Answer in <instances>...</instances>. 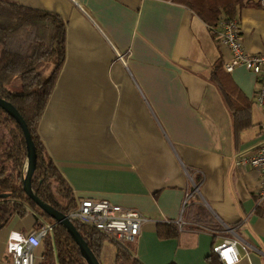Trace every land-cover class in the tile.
Wrapping results in <instances>:
<instances>
[{"label": "crops", "instance_id": "crops-1", "mask_svg": "<svg viewBox=\"0 0 264 264\" xmlns=\"http://www.w3.org/2000/svg\"><path fill=\"white\" fill-rule=\"evenodd\" d=\"M9 1L66 21L65 60L38 134L73 191V209L89 198L141 212L140 232L127 243L140 264H224L213 246L225 238L239 240L231 264H264L260 178L236 165L264 140V123L255 138L236 129L211 77L230 52L209 26L171 0ZM247 1L236 15L241 39L261 53L264 10ZM228 74L249 103L246 128L253 126L256 75L242 65ZM42 220L29 209L0 228V264H13L9 232H32ZM105 236L98 259L118 264L117 242ZM43 251L41 241L33 264Z\"/></svg>", "mask_w": 264, "mask_h": 264}, {"label": "trees", "instance_id": "trees-1", "mask_svg": "<svg viewBox=\"0 0 264 264\" xmlns=\"http://www.w3.org/2000/svg\"><path fill=\"white\" fill-rule=\"evenodd\" d=\"M184 5L208 26H217L223 17L234 18L247 0H171ZM0 97L10 101L23 116L36 146L37 162L32 187L45 202L68 214L76 206V198L54 160L47 154L38 134V124L54 89L65 60L66 21L55 12L32 8L9 0H0ZM51 64L49 73L41 68ZM20 77L21 88L10 90L7 84ZM235 116L236 129L249 126L241 116L250 106L242 91L233 83L222 62L211 74ZM26 144L17 122L0 107V228L14 216L29 209L43 218L54 220L41 210L23 190ZM90 249L97 256L105 234L77 220H72ZM40 264H87L66 230L55 224L52 235L42 239ZM117 242L118 264H140L127 243Z\"/></svg>", "mask_w": 264, "mask_h": 264}, {"label": "built area", "instance_id": "built-area-1", "mask_svg": "<svg viewBox=\"0 0 264 264\" xmlns=\"http://www.w3.org/2000/svg\"><path fill=\"white\" fill-rule=\"evenodd\" d=\"M264 10V0H253ZM218 42L228 48L230 59L224 62L226 71L242 65L256 75L257 89L254 102L264 109V52L251 53L246 50L241 39L239 18L223 17L217 26H209ZM264 127V124H262ZM236 165L249 166L258 173L259 187L256 201L264 200V140L249 152L240 154ZM71 220H77L87 226L102 231L116 241L129 243L139 234L144 216L134 208L113 204L106 199H83L79 205L68 213ZM55 223L46 222L36 230L28 233L11 230L7 236L5 249L11 256L13 264H33L34 249L42 239L53 232ZM237 238H225L220 244L213 246L224 264L237 260Z\"/></svg>", "mask_w": 264, "mask_h": 264}, {"label": "water", "instance_id": "water-1", "mask_svg": "<svg viewBox=\"0 0 264 264\" xmlns=\"http://www.w3.org/2000/svg\"><path fill=\"white\" fill-rule=\"evenodd\" d=\"M0 107L5 110L16 122L19 124L25 144H26V160H25V172L22 179L23 190L26 195L49 217H51L58 225H61L66 232L71 236L76 245L79 248L81 256L84 258L87 264H101L99 259L93 253L88 246L81 233L78 231L73 221L67 214L61 212L53 205L43 201L33 190L32 187V175L36 168L37 152L34 141L31 137L27 124L17 110V108L8 100L0 97Z\"/></svg>", "mask_w": 264, "mask_h": 264}, {"label": "rangeland", "instance_id": "rangeland-1", "mask_svg": "<svg viewBox=\"0 0 264 264\" xmlns=\"http://www.w3.org/2000/svg\"><path fill=\"white\" fill-rule=\"evenodd\" d=\"M1 50V49H0ZM52 65L51 64H47L44 65L42 69V71L47 74L49 73V71L51 70ZM7 87L10 90L13 91H18L21 88V83H20V77L19 76H15L8 84ZM251 107H252V114H253V118H254V125L246 128L243 127L242 132L244 134V140L245 139H249V138H255L256 137V133L259 132V126L261 125L260 123H264V110L262 107H260L259 105H257L256 103H251ZM24 171H25V167H24Z\"/></svg>", "mask_w": 264, "mask_h": 264}]
</instances>
